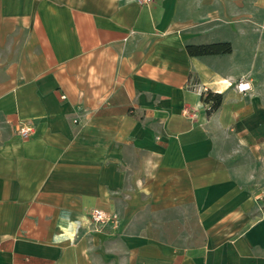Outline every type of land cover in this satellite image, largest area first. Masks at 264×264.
I'll list each match as a JSON object with an SVG mask.
<instances>
[{
    "label": "crops",
    "instance_id": "obj_1",
    "mask_svg": "<svg viewBox=\"0 0 264 264\" xmlns=\"http://www.w3.org/2000/svg\"><path fill=\"white\" fill-rule=\"evenodd\" d=\"M188 2L0 0V264H264V64Z\"/></svg>",
    "mask_w": 264,
    "mask_h": 264
},
{
    "label": "rangeland",
    "instance_id": "obj_2",
    "mask_svg": "<svg viewBox=\"0 0 264 264\" xmlns=\"http://www.w3.org/2000/svg\"><path fill=\"white\" fill-rule=\"evenodd\" d=\"M181 7L182 10L185 7L186 10L190 11H198L202 8L204 12H208V16L206 15L205 18L193 21L192 31L194 33L208 32L213 35L211 38H217L215 36L217 33H224V36L220 35L221 37L215 42H229L232 49L233 46H236L239 55L247 65L251 59V41H254L257 48L254 47L255 50L252 54L257 57L258 66L262 67L261 65L264 64V52L261 50V45L264 43V34L262 33L264 30L263 6H257L253 0H189ZM247 78L248 75H244L238 79L234 83L235 88L238 82H246L242 79ZM258 144L264 145V135L259 137ZM248 158L247 156L244 157L243 161L248 160ZM242 168L243 171L249 170L255 173L256 178L251 180V185L259 194L264 193V148L259 146L256 164L243 163ZM262 199L264 203V197Z\"/></svg>",
    "mask_w": 264,
    "mask_h": 264
},
{
    "label": "trees",
    "instance_id": "obj_3",
    "mask_svg": "<svg viewBox=\"0 0 264 264\" xmlns=\"http://www.w3.org/2000/svg\"><path fill=\"white\" fill-rule=\"evenodd\" d=\"M188 54L194 56L217 55L231 53L232 47L229 42H213L204 44H189L186 46ZM202 101L207 105L206 112L210 113L216 110L222 102L223 95L221 93L204 91L201 95Z\"/></svg>",
    "mask_w": 264,
    "mask_h": 264
},
{
    "label": "built area",
    "instance_id": "obj_4",
    "mask_svg": "<svg viewBox=\"0 0 264 264\" xmlns=\"http://www.w3.org/2000/svg\"><path fill=\"white\" fill-rule=\"evenodd\" d=\"M139 2L148 3L150 0H138ZM236 88L240 92L246 91L249 86L247 82H238ZM32 125L30 123L24 122L20 123L17 133L22 138H27L32 132ZM91 221L96 225H103L105 223H112L113 226H117L119 223V217L116 213H107L101 209H94L90 214Z\"/></svg>",
    "mask_w": 264,
    "mask_h": 264
},
{
    "label": "clouds",
    "instance_id": "obj_5",
    "mask_svg": "<svg viewBox=\"0 0 264 264\" xmlns=\"http://www.w3.org/2000/svg\"><path fill=\"white\" fill-rule=\"evenodd\" d=\"M66 211L67 210H62L61 216L59 217L60 226H63L66 223H68V220H67L66 215H65ZM52 239H53V242H56L57 241V235L54 234Z\"/></svg>",
    "mask_w": 264,
    "mask_h": 264
}]
</instances>
